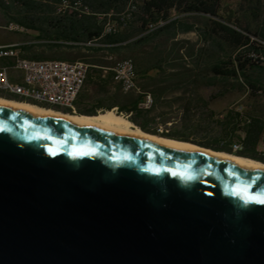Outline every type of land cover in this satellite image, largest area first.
Segmentation results:
<instances>
[{"label":"water","instance_id":"obj_1","mask_svg":"<svg viewBox=\"0 0 264 264\" xmlns=\"http://www.w3.org/2000/svg\"><path fill=\"white\" fill-rule=\"evenodd\" d=\"M261 200L258 168L0 104V264H264Z\"/></svg>","mask_w":264,"mask_h":264},{"label":"trees","instance_id":"obj_2","mask_svg":"<svg viewBox=\"0 0 264 264\" xmlns=\"http://www.w3.org/2000/svg\"><path fill=\"white\" fill-rule=\"evenodd\" d=\"M54 1L0 0V11L7 21L37 31L39 38L53 40L45 43L51 51H32L25 53L26 56L81 59L89 63L85 83L97 85L98 97L79 92L75 112L56 110L96 114L116 106L118 113L129 114L127 118L142 130L264 162V104L261 103L264 62L251 56L252 52L264 53V0H137L139 12L134 18L118 32L102 35L100 42L110 44L107 46L58 42L87 41L99 36L102 21L90 14L56 15ZM83 1L95 10L118 12L129 0ZM175 11L193 21L185 22L176 17L156 30L144 33L148 22L167 19ZM195 19L201 20V24L195 23ZM189 31L197 34L195 41L183 39L167 43L178 33ZM156 36H163L164 42L154 44L151 49L145 48ZM32 46L27 45L24 49L30 50ZM104 51L122 52L121 55L133 59L141 92L120 89L109 69L116 60L106 59ZM103 70H106L104 75ZM149 71L155 74H147ZM201 87L214 88L216 95L211 97L230 90L242 91L246 95V104L216 115L208 107V100L197 95ZM173 89H183L187 97L175 95L169 98L172 102L184 101L178 108V120L170 128L160 130L156 119L166 111L152 112L162 101L166 102L165 93ZM143 92L153 96L150 108L139 107ZM0 96L17 99L1 93Z\"/></svg>","mask_w":264,"mask_h":264},{"label":"built area","instance_id":"obj_3","mask_svg":"<svg viewBox=\"0 0 264 264\" xmlns=\"http://www.w3.org/2000/svg\"><path fill=\"white\" fill-rule=\"evenodd\" d=\"M56 15L67 17L70 15L90 14L102 21V34L87 41L58 40V42H71L74 44L107 46L110 44L100 42L102 35L115 33L123 29L139 12V2L129 0L122 11H100L93 9L83 0H56L53 3ZM144 17L146 15L141 13ZM184 15H170L169 18H159L155 22H148L144 33H149L166 24L169 20ZM10 30L23 27L12 24ZM53 40H44L50 42ZM35 40L22 42H9L0 44V93L17 98L21 101L58 109L76 110L77 96L82 89L88 72L89 63L84 60H65L57 58H32L26 56L25 46L34 44ZM251 56L264 62V53L252 52ZM108 57H112L109 55ZM112 77L123 92H141L137 84V74L134 61L131 57L116 60V67L109 68ZM153 96L150 92H143V99L139 107L150 108ZM116 112L118 108L113 107ZM124 116L129 114L120 111ZM264 120V116H263Z\"/></svg>","mask_w":264,"mask_h":264},{"label":"rangeland","instance_id":"obj_4","mask_svg":"<svg viewBox=\"0 0 264 264\" xmlns=\"http://www.w3.org/2000/svg\"><path fill=\"white\" fill-rule=\"evenodd\" d=\"M173 15L179 14L178 12H172ZM172 15V14H171ZM181 21H187L192 22L193 18L186 17L185 15H181L178 17ZM195 23L201 24V20H194ZM12 24H16L15 22L7 21L2 12L0 11V44L2 43H9V42H22V41H40L32 44L30 50H26V53L32 52V51H45L49 52L51 50L48 49V47L45 45L46 42L44 40L38 37V32L32 29H21L16 28L10 30L8 26ZM197 34L193 31L189 32H181L178 33L174 38H170L167 40L168 44H171V42L178 40L179 42L183 39H188L191 41H195L197 39ZM164 42L163 36H156L152 38L151 41H149L144 47L147 49H151L154 44ZM182 43H179V46H181ZM106 59L111 60L112 62L114 60L123 58V57H130V56H123L121 55L122 52H109L104 51L103 52ZM109 55H112V59L108 58ZM116 63V62H115ZM114 63V64H115ZM197 95L204 97L208 100V107L214 111L216 115L222 114L225 110L233 107H238L240 104L245 105L246 104V95L242 91L237 90H230L229 92H226L224 95H219L215 97H211L210 95H216V90L212 87H201L196 92ZM179 95V97H187V94L184 93L183 89H173L169 90L165 93V99L166 102L162 101L160 104L156 106V108L153 110L152 113L156 114L159 111L165 110L166 112L163 113L160 118H157L156 121L158 122L159 129L162 130L165 127L170 128L176 120H178V116L180 115V111H178V108H180V104L183 103L184 99H180V101L172 102L169 98L171 96ZM261 103L264 104V96L261 98ZM169 103V104H167ZM162 119H167L165 123H161L160 121ZM161 123V124H160Z\"/></svg>","mask_w":264,"mask_h":264},{"label":"bare ground","instance_id":"obj_5","mask_svg":"<svg viewBox=\"0 0 264 264\" xmlns=\"http://www.w3.org/2000/svg\"><path fill=\"white\" fill-rule=\"evenodd\" d=\"M71 43V42H70ZM116 67V63L111 66ZM0 104L7 105L13 108L21 109L31 112L33 114L52 115L60 119L85 125L94 126L116 133L129 135L132 137H141L158 141L162 144H169L178 147L182 150H194L204 154L214 155L229 162L241 165L246 168H258L264 171V162L253 159L251 157L231 153L227 151H214L204 148L188 141L178 140L175 138L166 137L163 135L152 134L142 130L140 127L132 123L126 116L115 111V109H108L100 111L96 114H83V113H69L56 110L51 107L40 106L31 102L21 101L17 99H9L0 96Z\"/></svg>","mask_w":264,"mask_h":264},{"label":"crops","instance_id":"obj_6","mask_svg":"<svg viewBox=\"0 0 264 264\" xmlns=\"http://www.w3.org/2000/svg\"><path fill=\"white\" fill-rule=\"evenodd\" d=\"M105 71L106 70H103V73H102V75H104V73H105ZM147 74H149V75H154L155 74V72H153V71H149ZM146 74V75H147ZM94 77V79H95V76H93ZM103 77V76H102ZM97 85H95V84H89V85H87L86 83L83 85V87H82V89L80 90V93L82 94V95H90V96H92V97H98L97 95H99L98 94V90H97ZM90 103H92L93 101H89ZM94 104H97V102L95 101V103Z\"/></svg>","mask_w":264,"mask_h":264},{"label":"snow or ice","instance_id":"obj_7","mask_svg":"<svg viewBox=\"0 0 264 264\" xmlns=\"http://www.w3.org/2000/svg\"><path fill=\"white\" fill-rule=\"evenodd\" d=\"M260 202H261V203H264V200H261Z\"/></svg>","mask_w":264,"mask_h":264}]
</instances>
